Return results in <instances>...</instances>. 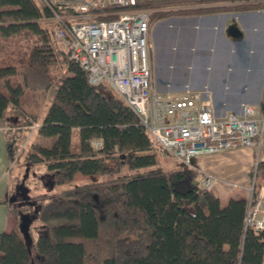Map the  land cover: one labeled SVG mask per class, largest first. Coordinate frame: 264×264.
<instances>
[{
    "label": "trees",
    "instance_id": "obj_1",
    "mask_svg": "<svg viewBox=\"0 0 264 264\" xmlns=\"http://www.w3.org/2000/svg\"><path fill=\"white\" fill-rule=\"evenodd\" d=\"M235 1L139 0L136 8L152 11L151 28L170 15L233 9L197 5ZM53 16L38 0H0V119L10 128L9 158L25 153L29 163L55 173L68 199L42 206L34 264H264V231L244 226L247 202L230 199L223 206L194 167H161V149L136 113L106 85H91L66 52L58 55L50 25L41 26ZM31 120L40 121L37 134L50 146L37 142L21 150L19 129ZM95 139L102 141L99 150ZM254 174L260 190L264 162ZM77 175L91 179L64 187ZM55 220L62 223L50 227ZM0 264H31L17 229L0 233Z\"/></svg>",
    "mask_w": 264,
    "mask_h": 264
},
{
    "label": "built area",
    "instance_id": "obj_2",
    "mask_svg": "<svg viewBox=\"0 0 264 264\" xmlns=\"http://www.w3.org/2000/svg\"><path fill=\"white\" fill-rule=\"evenodd\" d=\"M41 1L54 11V16L46 21L69 61L82 67L91 85H106L136 113L160 147L159 154L193 167L196 157L260 146L264 105L260 114L252 104H242L236 112L219 113L207 91L155 90L149 45L151 10L136 8L139 0ZM111 8L120 10L106 11ZM109 15L112 17L104 19ZM62 52L59 48L58 55ZM40 126L39 120L25 126L29 130L24 138L26 144ZM26 144L20 146L21 150ZM92 145L99 150L102 141L95 139ZM201 184L212 190L215 181L205 176ZM244 226L264 231V190L257 192L251 187Z\"/></svg>",
    "mask_w": 264,
    "mask_h": 264
},
{
    "label": "crops",
    "instance_id": "obj_3",
    "mask_svg": "<svg viewBox=\"0 0 264 264\" xmlns=\"http://www.w3.org/2000/svg\"><path fill=\"white\" fill-rule=\"evenodd\" d=\"M40 4L43 2L38 0ZM246 6L243 9L234 7ZM233 7L231 10L213 13L170 15L156 21L150 28V63L153 84L160 93H178L187 90L211 93L219 113L238 111L242 104L257 106L259 114L264 105V0H237L235 2H213L194 8ZM41 26L47 27L46 20ZM159 32V33H158ZM192 50H233L236 52L229 63L222 62L228 69V80L222 86H175L167 81L158 84L155 76L156 64L152 61L153 47L165 51L182 48ZM58 47L59 44L57 43ZM202 55L198 60H202ZM213 63H207L211 67ZM260 68V69H259ZM186 89V90H185ZM9 124L0 119V233L15 229V215L8 206L11 184L7 175L11 159L8 153ZM194 168L200 177L210 176L214 191L222 200L249 199L250 178L259 162H264V133L259 147H241L213 155L196 157ZM264 186H261L260 190ZM11 196V195H10Z\"/></svg>",
    "mask_w": 264,
    "mask_h": 264
},
{
    "label": "rangeland",
    "instance_id": "obj_4",
    "mask_svg": "<svg viewBox=\"0 0 264 264\" xmlns=\"http://www.w3.org/2000/svg\"><path fill=\"white\" fill-rule=\"evenodd\" d=\"M152 13V11H151ZM166 18V17H164ZM163 19V18H160ZM158 19V20H160ZM157 20V21H158ZM156 22H154L155 24ZM153 24V25H154ZM159 33V32H158ZM191 46L186 45L182 48L165 51L153 47L152 61L156 64L155 76L158 84L166 85L167 81L175 86L188 87L189 85L195 86H219L222 87L226 80H228V69L215 59H224V63H229L230 59L236 55L233 50H192ZM59 48L64 50L63 45L59 44ZM202 55V60H198V56ZM207 63H213L211 67H206ZM260 69V68H259ZM64 69L59 68L58 75H64ZM208 85V86H207ZM54 90V89H53ZM51 90L48 95L46 94L41 105L44 109L50 100V95H53ZM186 90V89H185ZM181 93V92H178ZM15 112L10 113L9 116H14ZM35 120H31L27 125ZM20 121L17 125H21ZM19 129V145L22 147L26 144L24 138L29 134V130L25 128V123ZM78 140L77 133H74L73 142L76 145ZM43 142L50 146L52 141L41 139L36 133L33 135L29 143L24 147L25 151L30 148L33 143ZM157 146V145H156ZM158 147V146H157ZM24 151V152H25ZM25 153H22L21 158L14 163H11L8 168V178L11 184L9 190L8 206L12 213L15 215L17 229L20 236L24 239L31 252V264H34L38 259V255L34 250V242L39 232L44 231V225L39 220V213L42 206L47 201L64 202L68 200L60 193L61 186L55 183V173H50L45 170L44 166L39 164H31L24 159ZM158 160L161 167L165 169L180 168L183 164L177 159L158 153ZM195 159L192 160L194 166ZM91 177H83L77 175L72 183L66 184L64 187H72L78 183L89 181ZM259 182V181H258ZM255 176L250 178V187L258 190L255 185ZM11 195V196H10ZM227 200H222V205H226ZM62 221H52L49 226L60 225ZM43 226V227H42Z\"/></svg>",
    "mask_w": 264,
    "mask_h": 264
}]
</instances>
